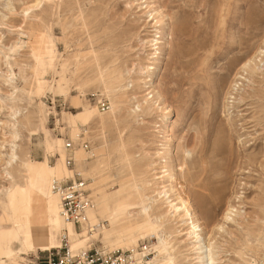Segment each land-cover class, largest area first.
<instances>
[{
    "label": "rangeland",
    "instance_id": "1",
    "mask_svg": "<svg viewBox=\"0 0 264 264\" xmlns=\"http://www.w3.org/2000/svg\"><path fill=\"white\" fill-rule=\"evenodd\" d=\"M35 2L0 0V41L12 50L0 45V90L9 89L5 79L11 78L18 88L11 101L19 111L17 161L7 169L12 179H0V185H24L23 164L46 156L48 164L55 165L62 153L71 176L78 171L91 178L93 206L104 193L113 206L112 192L120 187L129 190L133 179L153 183L152 175L163 167L157 153L170 147L164 159L172 161L177 180L173 190L185 193L204 233H211L226 209L236 210L233 221L215 239L228 260L224 264L264 259V68L259 74L250 70L251 62L242 64L257 48L264 50V0H51L22 19L19 11ZM149 13L155 19L150 21ZM1 15L8 28L1 26ZM44 34L43 41H49L55 52L52 66L41 67L35 56ZM150 39L158 43L154 62L149 59V43L141 45ZM49 54L44 53V60ZM99 72L103 80L97 77ZM147 91L159 93L170 113L143 108L134 122L130 109ZM101 98L109 103L105 111L96 108ZM82 108L95 110L88 125L72 118ZM164 115L171 117L168 125L162 122ZM162 130H168L169 136ZM57 138L63 140L59 149L54 146ZM80 138L90 151L75 146L70 168L65 140L76 145ZM0 200H6L4 191ZM42 202L32 197L29 219L35 230L42 227ZM99 217L92 227L74 231L86 229L90 236L97 228L110 230L108 219ZM161 224L158 234L172 236L166 241L172 240L173 256L181 263L188 252L183 226L166 219ZM97 233L98 238L89 239L95 245L117 248L108 243L113 234L105 239L102 231ZM155 235L138 243L152 239L159 249ZM40 245L30 251L19 241L1 239L0 263L12 264L6 253L18 251L17 264H34L37 255L41 259ZM162 259L163 255L153 264Z\"/></svg>",
    "mask_w": 264,
    "mask_h": 264
},
{
    "label": "bare ground",
    "instance_id": "2",
    "mask_svg": "<svg viewBox=\"0 0 264 264\" xmlns=\"http://www.w3.org/2000/svg\"><path fill=\"white\" fill-rule=\"evenodd\" d=\"M50 1L51 0H36L33 6H29L25 9H21L19 11V14L22 17V19L25 20L28 16H30V14L32 13L35 7H37L42 2L49 3ZM7 3L4 4L3 8H7V5L9 4ZM160 11L162 10L160 9ZM155 12L156 11H154V13ZM152 14L149 13L147 15L148 17H150L149 18L150 21L155 19V17H153ZM4 20H5V15H1V26H5L8 28L9 26H7V24L4 23ZM157 22H158L157 20L154 21V23ZM22 32L23 30L20 29V34H22ZM45 36L46 35L44 34L43 38H41L39 41V45L36 46V49L38 51L37 55L35 56L37 60L36 64L37 66L40 65L41 67H45L46 65L52 66L54 62L53 54L55 52V48L53 45L50 44L49 41H43ZM41 43L46 44L45 49L42 48ZM145 43H149V46L151 47L150 53L148 55H150L149 59L153 60L154 62V60L157 59V54H158L157 47H155L158 44L157 40L156 39L146 40L145 42L144 41L141 42V45H144ZM0 45L2 46V49L12 51L11 47L3 46L1 41H0ZM44 53H50L49 55H47L48 60H44V57L46 56V55L44 56ZM3 57H5V59L7 60V62H5V65H7L8 68H11L8 62V58L6 56ZM249 62L252 63L250 70H255L258 71L259 74H262V70L264 68V50L257 48V50L254 53V56L252 54V57L249 58L247 62L242 64L243 66H246L249 64ZM139 66H140L139 70H143V67L141 65ZM139 66H137V69ZM244 68L246 69V67ZM37 74H41V72L38 71ZM97 77H99L100 80H103L102 79L103 76L101 72H99ZM5 81H9V83L6 82V84L4 85L6 87L9 86V89H7L6 91L0 90V133H1L0 166L1 165L4 166L3 167L4 170L2 174H0V179L7 182L8 180L12 179L7 169H9L11 165L17 161L16 149L18 146L17 142L19 140V132L17 129V123H18L17 118L19 111L17 110L18 107H15L13 105V101H11L15 97L14 93L18 91V88L12 84L13 82L11 81V78H9L8 76L5 79ZM132 81L133 80H131L130 82ZM40 85L41 84H39V86ZM126 89L127 88H125V90ZM104 90L106 92L109 91L106 88H104ZM113 91H117V89H113ZM151 91H147L143 95L139 96L141 98L140 102L137 101L136 104L131 107L130 112L133 113L134 122L139 121L140 112H142L143 108H146L147 111L152 108L153 110H159L162 112L164 111L163 113L165 114L170 113V109L165 106L164 101L160 96V94L154 92L153 94L154 96L149 95ZM111 113L113 116V120H116V117L114 115V110L112 108H111ZM95 114L96 113L94 108H82V110L77 111L75 114H73L72 118L77 119L78 121H81L82 123L88 125L94 119ZM170 119H171L170 116L164 115L162 118L163 124L168 125L170 123ZM167 125L165 127H167ZM73 130H78V129L74 128ZM159 131L160 130H155V132L157 133ZM163 131L166 133L164 136H169L168 130H162V132ZM62 143H63L62 139L57 138L56 140H54V146L57 147L58 149L60 148ZM170 150H171L170 147H168L165 148L162 152L157 153V155H160L159 158L163 162L162 164L163 167L162 170H160L158 173H154L159 175H154V174L152 175L153 178L151 180L153 181V183L142 182V181L140 183H137L133 179L129 187V190L123 189L122 191L120 187L119 190L112 192V194L114 193L116 194L115 197L111 196L112 198H115L113 201L114 202L113 206H109L107 204L109 194L107 193L106 195V193H104L102 196H100L99 198L100 201L96 205L93 206L92 204V206L85 211L83 216L84 223L82 224V227L90 228L97 222V216H100L101 217V218L99 217L100 219H102V217L103 218L105 217V219H108L111 229L107 231L105 229L102 230L101 227L97 229L95 228L96 230L94 231L97 232L102 231L103 237L105 239H108L109 235L113 234L114 240L109 241L108 243L109 244L114 243V245L117 246V248L115 249H119L121 247H127L125 249H120V250H134L140 244L138 243L139 240L143 239L146 235L149 236V234H156L155 235L157 236L156 242L159 249H156V247L153 244H151L154 254L150 259V264L155 263L158 260V258H161L162 255H163L162 261L157 262L156 264H224V262H227L228 260L223 259V257L226 255L220 254V251L218 250V247L215 244L218 242H216L215 239L216 237H218L220 233L224 232L225 225L228 222L233 221L232 212H236V210L233 209L232 207L226 209L222 214L221 221L213 225L214 227H212L211 233H207V234L204 233V228L201 222L198 221V219L196 218L197 216L194 214V209L189 199L185 196V193L181 192L180 194L179 192L177 194L173 190V184L176 185L177 180L175 173L172 172L173 171L172 161L171 160L169 161V159L168 161H166L164 159L165 156H168V154H170ZM62 158H63V154L60 153V159L57 160L55 165H49L46 156L41 161H35V162L28 161L25 164H23L25 171L24 185H17V186L11 184L0 185V192L4 191L6 193V200L5 201L0 200V209H1L0 240L7 239L8 242L19 241L21 245H23L26 248H29L30 251H33L34 245L38 244L37 240H41V241L43 240L44 242L40 245L39 247L40 250L46 251L52 248H57L60 245V241L63 234L66 240V244L71 251L87 249L88 247L96 243L95 241L89 239L92 237L94 238L97 237L99 233L95 232L97 234L94 233L88 236L86 229H83L81 232H76L74 231L75 228L73 227V225L70 222H66L59 214L58 195L56 194L55 191H52L51 183L54 178L60 179L71 176L70 175L71 171H69V169L66 168V166L63 164ZM163 182H167V184H164ZM142 189L150 190V194L147 195L144 191H142ZM34 195L42 198L43 201L41 218H40L41 221L40 224L42 223L40 226L42 227H40L38 230L34 229V226L32 225L34 222L31 224L29 219L31 215V208H30L31 200ZM153 207L155 208V212H153ZM139 218L141 219L140 221L137 220ZM163 219L175 221L177 223H180L181 226H183L182 231H183L184 240L185 241L187 240L186 245L188 252L184 254L183 261L181 263H179L178 260H176V257L173 256L174 249L171 246L172 244L170 245L169 242L172 240L168 239V241H166V237L170 238V236L165 235L163 233L162 235L158 234V231L160 230V225L162 226L161 222ZM24 228L26 230L22 234V230ZM52 230L55 231L56 233H61V230L65 231L64 233H62L60 237H58L59 243L54 242V235L52 233ZM173 239L175 240V238ZM16 258H18L17 252L6 253V259H8L9 262H13L14 264H17ZM255 260L256 258H253L246 264L252 263ZM126 264H139V263L135 261H131Z\"/></svg>",
    "mask_w": 264,
    "mask_h": 264
},
{
    "label": "built area",
    "instance_id": "3",
    "mask_svg": "<svg viewBox=\"0 0 264 264\" xmlns=\"http://www.w3.org/2000/svg\"><path fill=\"white\" fill-rule=\"evenodd\" d=\"M108 107L109 103L104 98L96 100L98 110L105 111ZM75 146H80L87 152L90 151L86 140L80 138L75 145L66 139L64 145L66 165L70 168L74 167L73 150ZM91 183L90 177H83L78 171H74L70 178H54L51 183V189L58 195L59 214L77 230L82 228L84 213L93 204L90 194ZM152 241V239H146L140 242L134 250H109L94 244L87 249L71 251L63 234L60 245L57 248L39 251L41 259L40 255H37L34 264H126L131 261L150 264V259L154 254L151 247ZM249 264H264V259L257 258Z\"/></svg>",
    "mask_w": 264,
    "mask_h": 264
},
{
    "label": "crops",
    "instance_id": "4",
    "mask_svg": "<svg viewBox=\"0 0 264 264\" xmlns=\"http://www.w3.org/2000/svg\"><path fill=\"white\" fill-rule=\"evenodd\" d=\"M52 233H53V235H54V242H57L58 243V233H56L55 231H53L52 230ZM37 243L38 244H42V243H44L43 242V240L41 241V240H37ZM23 246V245H22ZM42 251H44V250H42ZM13 252H17L18 253V251H8V253H13ZM19 257V256H18ZM21 259V258H20ZM1 264V263H0Z\"/></svg>",
    "mask_w": 264,
    "mask_h": 264
}]
</instances>
